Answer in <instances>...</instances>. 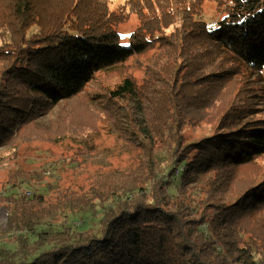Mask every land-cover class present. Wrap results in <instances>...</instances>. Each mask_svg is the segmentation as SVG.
Masks as SVG:
<instances>
[{
  "label": "trees",
  "instance_id": "16d2710c",
  "mask_svg": "<svg viewBox=\"0 0 264 264\" xmlns=\"http://www.w3.org/2000/svg\"><path fill=\"white\" fill-rule=\"evenodd\" d=\"M81 1L0 0V61L8 64L1 71V88L13 85L15 92L23 86L47 106H54L79 95L98 73L125 64L149 46L168 44L163 65L167 78L161 90L170 108L165 109L162 129H158L161 175L145 187L143 182L127 188L130 197L104 208L97 230L84 234L69 227L54 229L39 216L30 215L33 197L16 201L9 212L8 227L15 225L23 232L14 242L0 245V264H264V238L241 233L245 231L241 212L264 202V183L231 206L217 204L208 193V199L197 201L186 189L200 173L245 165L264 155V119L198 144H186L174 97L176 77H191L202 63L200 56L212 63L225 53L251 70H264V0L156 1L152 8L158 12L155 17L164 14L158 19L151 16L149 21L142 18L128 45L121 44L116 21L109 24L107 14L94 9L91 0L78 12ZM101 3L106 10V0ZM203 4L211 6L215 22L204 13ZM202 44L204 49H192ZM178 56L181 63H188L183 75ZM231 71V67L222 71L218 81ZM8 92L4 94L10 95ZM12 93L10 99L19 97V93ZM111 96V101H134L131 79L120 83ZM17 102L12 106H18ZM2 107L0 103V110ZM163 184L167 185L165 194ZM174 191L182 196L174 197ZM110 196L104 197L103 191L85 196L63 193L56 205L59 211L88 214L95 207L93 202ZM41 198L37 197L36 205ZM209 208L215 215L206 217Z\"/></svg>",
  "mask_w": 264,
  "mask_h": 264
},
{
  "label": "rangeland",
  "instance_id": "374dc122",
  "mask_svg": "<svg viewBox=\"0 0 264 264\" xmlns=\"http://www.w3.org/2000/svg\"><path fill=\"white\" fill-rule=\"evenodd\" d=\"M156 1L160 3V0H106L104 11L101 0L90 3L103 15L107 14L109 24L116 21L121 44L128 45L131 33L139 28L142 18L149 21L151 16L158 19L164 14L155 17L158 12L152 8ZM86 2L81 1L78 12ZM203 11L209 20L216 21L210 5L203 4ZM167 45L149 46L125 64L98 73L79 95L54 106H47L28 88L21 86L14 92L13 85L3 90L0 84L3 106L0 110L3 117L0 120V245L21 236L20 227H8V216L14 203L25 197L38 201L37 197L42 195L40 205L35 201L30 203V215L39 216L54 229L69 227L84 234L97 230L104 208L130 197L127 188L142 186L143 182L145 187L159 178V168H163L157 162L162 150L159 130L165 119L163 113L170 108L161 90L167 78L163 70ZM205 46L192 49L201 50ZM169 57L176 61L173 54L169 53ZM199 59L202 63L194 68L196 71L191 77H176L174 97L184 143L198 144L215 134L257 125L264 119V70H251L236 59H228L225 53L213 58L212 63L208 57ZM181 61L178 56V65ZM186 65H180L182 75ZM229 67L232 71L228 77L218 81L217 76ZM7 68L8 64L0 61L2 82L1 71ZM208 74L210 79L203 78ZM127 78L133 82L136 99L126 103L118 99L111 101L112 92ZM188 85L192 87L187 89ZM5 91L10 95L19 93V97L10 99ZM14 102L18 106H12ZM190 181L186 189L197 201L208 199V193L219 205H234L246 192L263 185L264 155L245 165L208 170ZM161 186L162 193H167V185ZM91 191H103L104 197L111 196L93 202L92 213L58 210L56 203L63 193L85 196ZM173 193L174 197L182 196L177 191ZM241 214V226L245 228L241 233L264 238V202ZM205 215L213 216L215 211L209 208Z\"/></svg>",
  "mask_w": 264,
  "mask_h": 264
}]
</instances>
